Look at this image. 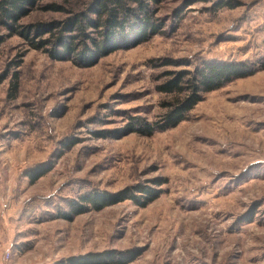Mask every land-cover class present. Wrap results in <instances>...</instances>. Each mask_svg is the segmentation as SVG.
Returning <instances> with one entry per match:
<instances>
[{"label":"rangeland","instance_id":"1","mask_svg":"<svg viewBox=\"0 0 264 264\" xmlns=\"http://www.w3.org/2000/svg\"><path fill=\"white\" fill-rule=\"evenodd\" d=\"M92 1L45 0L19 24ZM144 1L146 16L125 0L158 30L88 67L0 22V264L107 251L130 253L124 264H264V0ZM218 62L253 72L203 93L173 128L127 127L166 112L167 81ZM37 168L49 170L32 182ZM127 189L138 204L73 215L83 195Z\"/></svg>","mask_w":264,"mask_h":264},{"label":"trees","instance_id":"2","mask_svg":"<svg viewBox=\"0 0 264 264\" xmlns=\"http://www.w3.org/2000/svg\"><path fill=\"white\" fill-rule=\"evenodd\" d=\"M43 1L45 0H0V22H4L15 34L27 39L34 49H45V52L52 58L71 59L82 67L91 66L96 59L119 48L137 45L158 30V26L151 20V16H147V19L144 20L138 19L136 11L129 8L125 0H93L90 8L83 12H70L71 16L62 21L19 24L22 16L32 12ZM132 1L138 5L139 13H144L146 16L148 12L145 1ZM44 5L39 8L44 11L61 10L54 4ZM90 28H95V37L87 32ZM45 35L47 37L43 38ZM252 72L244 63L218 62L196 69L194 73L178 74L177 77L167 81L160 88V91L165 94L173 95L171 100L163 106L166 112L160 115L157 121L150 123L135 118L133 123L138 127L133 124H129L127 127L130 131L145 135L173 128L186 119L189 111L201 100L203 93L219 89L233 79L249 75ZM187 75L191 77L181 83ZM39 169L37 168L36 174L33 172L31 175L28 174L32 182L49 170L48 168L45 171ZM145 194L150 198L142 196L146 201L141 203L143 206L155 198L150 193ZM124 200H133L135 203H139L137 197L129 195L128 189L113 195L103 194L100 196L93 193L83 195L81 196L83 204L74 206L73 215L85 213L87 209L91 208L94 211H100ZM84 205L90 206L85 208ZM115 254L120 257H116ZM129 256L130 253L125 256L115 251H107L67 258L58 264H124L131 260L132 257L128 258Z\"/></svg>","mask_w":264,"mask_h":264}]
</instances>
